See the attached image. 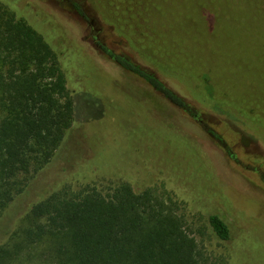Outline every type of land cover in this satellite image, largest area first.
<instances>
[{"label":"trees","instance_id":"trees-1","mask_svg":"<svg viewBox=\"0 0 264 264\" xmlns=\"http://www.w3.org/2000/svg\"><path fill=\"white\" fill-rule=\"evenodd\" d=\"M66 1L82 20L94 23L79 0ZM97 1L103 2L107 18L118 21L119 28L123 25L147 60L161 69L167 66L184 82L195 81L193 74L200 72L197 69L211 54L203 47L217 39L226 53H232L231 64L241 77V88L234 96L218 94L221 100L213 92L206 96L214 108H222L224 103L240 115L256 138H264V0ZM26 8L28 0H0V214L50 162L76 118L77 99L67 88L59 52L31 21ZM203 13L211 17L213 31L205 26ZM160 17H166V22L159 27ZM92 39L123 70L196 117L190 104L154 72L114 51L96 33ZM246 60L261 67L251 72ZM202 124L224 145L217 131ZM25 216L29 225L22 241L12 252L0 246V264L9 262L22 245L39 242L47 243L52 264L206 263L177 212L176 201L150 187L135 190L126 180L111 182L103 189L95 184L63 185L31 202ZM208 223L218 238H230L221 216L209 214ZM257 230L264 228L253 224V234L245 236L242 250L251 261L264 264V237Z\"/></svg>","mask_w":264,"mask_h":264},{"label":"rangeland","instance_id":"rangeland-1","mask_svg":"<svg viewBox=\"0 0 264 264\" xmlns=\"http://www.w3.org/2000/svg\"><path fill=\"white\" fill-rule=\"evenodd\" d=\"M79 1L93 24L82 20L66 0H28L31 21L59 52L67 88L77 99L76 118L50 162L2 210L0 246L11 251L22 241L29 225L28 206L48 192L63 185L95 184L103 189L126 180L135 190L150 187L176 201L187 231L206 257L205 264H256L242 246L245 236L253 234V224L264 228V138H256L227 105L219 103L222 108H214L206 96L213 92L220 99L222 92L232 96L240 92L242 80L232 65V53H226L215 39L203 47L211 54L201 69L197 67L200 72H194L195 81L184 82L167 66L161 69L147 60L123 25L119 28L118 21L107 18L102 1ZM202 19L212 30L208 13ZM165 22L166 17L158 18L159 27ZM95 33L114 51L154 72L190 104L196 117L107 58L93 43ZM256 63H247L251 72L261 67ZM81 94L88 95L83 98ZM202 123L217 131L224 145ZM212 213L227 223L229 239L222 240L212 231L208 223ZM257 234L264 237V231L257 230ZM8 261L52 264L46 242L22 245Z\"/></svg>","mask_w":264,"mask_h":264}]
</instances>
